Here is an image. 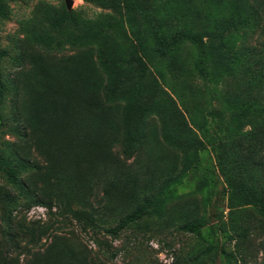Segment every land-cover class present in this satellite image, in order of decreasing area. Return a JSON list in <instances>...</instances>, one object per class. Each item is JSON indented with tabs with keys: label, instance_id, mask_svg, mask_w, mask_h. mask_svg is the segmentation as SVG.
I'll return each mask as SVG.
<instances>
[{
	"label": "rangeland",
	"instance_id": "1",
	"mask_svg": "<svg viewBox=\"0 0 264 264\" xmlns=\"http://www.w3.org/2000/svg\"><path fill=\"white\" fill-rule=\"evenodd\" d=\"M65 1L0 0V264H264V0Z\"/></svg>",
	"mask_w": 264,
	"mask_h": 264
},
{
	"label": "trees",
	"instance_id": "2",
	"mask_svg": "<svg viewBox=\"0 0 264 264\" xmlns=\"http://www.w3.org/2000/svg\"><path fill=\"white\" fill-rule=\"evenodd\" d=\"M111 5H113L112 1H109ZM133 4L138 7V2H133ZM2 11V7L0 5V12ZM152 27L153 31L155 32V39L157 41V45L159 48H161L162 51H168L171 49L173 43L181 37H188L191 39L197 46L199 58H198V68L201 69L199 66L201 63H203V40L201 37H199L194 32L186 31V30H179L177 33L172 35L170 40L168 42H165V37L163 33H161L158 29V24L155 22L152 18ZM248 199L251 203L255 204L261 212L264 214V196H258L257 194L251 192L248 195ZM199 226V223H193L186 226V230L188 231H197V228Z\"/></svg>",
	"mask_w": 264,
	"mask_h": 264
},
{
	"label": "water",
	"instance_id": "3",
	"mask_svg": "<svg viewBox=\"0 0 264 264\" xmlns=\"http://www.w3.org/2000/svg\"><path fill=\"white\" fill-rule=\"evenodd\" d=\"M65 3H66L67 6H69L70 0H66Z\"/></svg>",
	"mask_w": 264,
	"mask_h": 264
}]
</instances>
